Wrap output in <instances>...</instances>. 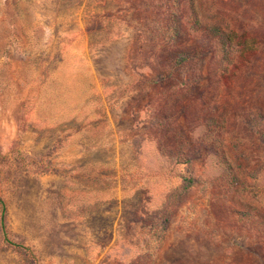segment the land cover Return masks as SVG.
Wrapping results in <instances>:
<instances>
[{
	"label": "rangeland",
	"instance_id": "obj_1",
	"mask_svg": "<svg viewBox=\"0 0 264 264\" xmlns=\"http://www.w3.org/2000/svg\"><path fill=\"white\" fill-rule=\"evenodd\" d=\"M0 264H264V0H0Z\"/></svg>",
	"mask_w": 264,
	"mask_h": 264
},
{
	"label": "trees",
	"instance_id": "obj_2",
	"mask_svg": "<svg viewBox=\"0 0 264 264\" xmlns=\"http://www.w3.org/2000/svg\"><path fill=\"white\" fill-rule=\"evenodd\" d=\"M206 30L216 39L224 61H229L227 65L223 64L221 71L223 74L235 75L256 52L254 39H249L244 33H238L234 30L226 32L217 25L209 26ZM13 245L20 246L16 243Z\"/></svg>",
	"mask_w": 264,
	"mask_h": 264
}]
</instances>
